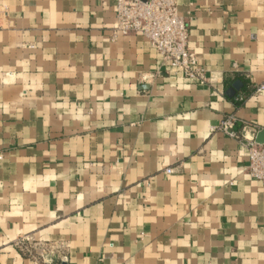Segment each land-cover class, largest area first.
<instances>
[{
	"label": "crops",
	"instance_id": "0c3cea01",
	"mask_svg": "<svg viewBox=\"0 0 264 264\" xmlns=\"http://www.w3.org/2000/svg\"><path fill=\"white\" fill-rule=\"evenodd\" d=\"M177 12L205 84L114 0H0V264H264V185L214 130L264 140V0Z\"/></svg>",
	"mask_w": 264,
	"mask_h": 264
},
{
	"label": "built area",
	"instance_id": "2783aa9c",
	"mask_svg": "<svg viewBox=\"0 0 264 264\" xmlns=\"http://www.w3.org/2000/svg\"><path fill=\"white\" fill-rule=\"evenodd\" d=\"M114 1L116 35L143 36L174 73L190 83L202 85L207 82L205 70L198 67L194 53L188 46V25L177 12V0ZM254 94L263 95L264 84L257 85ZM238 123L233 115H228L214 130L241 144L247 152V174L264 185V142L246 139L236 130ZM164 172L170 175L172 170L166 169Z\"/></svg>",
	"mask_w": 264,
	"mask_h": 264
},
{
	"label": "water",
	"instance_id": "95a60500",
	"mask_svg": "<svg viewBox=\"0 0 264 264\" xmlns=\"http://www.w3.org/2000/svg\"><path fill=\"white\" fill-rule=\"evenodd\" d=\"M259 138H260V136H259ZM258 142H260V143H263V142H264V140H263V141H259V140H258Z\"/></svg>",
	"mask_w": 264,
	"mask_h": 264
}]
</instances>
